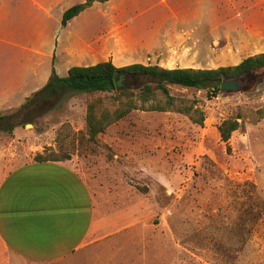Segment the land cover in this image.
Returning a JSON list of instances; mask_svg holds the SVG:
<instances>
[{"label": "rangeland", "instance_id": "rangeland-1", "mask_svg": "<svg viewBox=\"0 0 264 264\" xmlns=\"http://www.w3.org/2000/svg\"><path fill=\"white\" fill-rule=\"evenodd\" d=\"M259 2L227 22L209 45L182 46L175 36L151 43L128 30L143 24L128 26L106 12L103 19L87 15L86 35L68 44H93L94 62L115 67L234 66L264 52ZM169 93L174 108L202 112V125L175 110L135 109L91 141L87 105L96 101L110 112L117 106L112 93L101 92L65 93L3 114L18 115V121L11 133L0 131V175L50 153L64 158L89 187L96 232L77 254L45 264H264V75L216 95L178 86ZM237 115L241 127L221 141L218 126Z\"/></svg>", "mask_w": 264, "mask_h": 264}, {"label": "crops", "instance_id": "crops-1", "mask_svg": "<svg viewBox=\"0 0 264 264\" xmlns=\"http://www.w3.org/2000/svg\"><path fill=\"white\" fill-rule=\"evenodd\" d=\"M83 2L0 0V114L18 109L47 83L53 57L59 77L72 66L98 63L93 44H68L86 35L83 19L91 13L143 24L128 30L151 43L175 36L192 48L213 43L227 22L240 19L249 6L253 10L258 0H107L93 2L62 27L63 12ZM95 229L88 184L68 162L32 160L0 175V264L62 261L84 249Z\"/></svg>", "mask_w": 264, "mask_h": 264}, {"label": "trees", "instance_id": "trees-1", "mask_svg": "<svg viewBox=\"0 0 264 264\" xmlns=\"http://www.w3.org/2000/svg\"><path fill=\"white\" fill-rule=\"evenodd\" d=\"M107 0H84L66 9L61 17V26L90 7L93 2L105 3ZM55 59H52L51 73L47 83L30 97L26 98L17 109L22 112L28 107L47 104L65 93H112L111 99L117 104L113 111L99 107V102H91L86 108V132L88 138L94 141L98 134L113 123L126 117L132 110L165 112L175 110L184 114L195 124L202 125L204 115L192 106L174 108V97L169 88L178 86L184 89L205 90L208 94L221 92L222 81L237 80L240 87L250 77L264 75V52L244 58L234 66L218 67L216 69L175 68L165 69L158 66L130 64L115 67L111 61L98 62L91 66H72L67 75L59 77L54 69ZM123 74V84L127 89L115 87L114 73ZM159 98H162L161 101ZM138 102V103H136ZM237 115L233 119L224 120L218 126L221 141L227 142L231 134L241 127ZM18 115L0 114V131L11 133L17 124ZM31 117L26 124H31ZM64 158L36 155L34 161H63Z\"/></svg>", "mask_w": 264, "mask_h": 264}, {"label": "water", "instance_id": "water-1", "mask_svg": "<svg viewBox=\"0 0 264 264\" xmlns=\"http://www.w3.org/2000/svg\"><path fill=\"white\" fill-rule=\"evenodd\" d=\"M114 78L115 80V87L117 89H127L128 87L123 84V78L124 75L123 74H119L117 72L114 73ZM239 89V85L237 83V80H233V81H222L220 84V90L221 91H237ZM26 126H30L29 124H27Z\"/></svg>", "mask_w": 264, "mask_h": 264}]
</instances>
